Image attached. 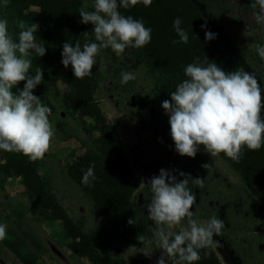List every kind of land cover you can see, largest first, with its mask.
Masks as SVG:
<instances>
[{
    "label": "trees",
    "instance_id": "1",
    "mask_svg": "<svg viewBox=\"0 0 264 264\" xmlns=\"http://www.w3.org/2000/svg\"><path fill=\"white\" fill-rule=\"evenodd\" d=\"M92 5L94 0H90ZM252 0H241L243 7H251ZM85 0H7L12 14V24L16 36L21 31L17 21L24 20L29 26L39 25L37 41L43 43L46 54L36 57L31 54L32 66L43 69V79L54 85L58 81L65 84L63 101L79 119L89 117L93 121V130L89 128V138L84 143V152L69 165V176L88 195L98 214L105 221L111 235L108 239L118 240L132 247L143 244L154 232V222L148 218L147 205L152 199L150 185L144 183L127 161L122 140L114 127L106 120L94 98L95 79L98 75L96 65L92 74L83 79L74 77L71 64L65 68L62 63V47L68 41L81 46L85 42H95L92 33L94 26L80 22L79 9ZM88 5V4H87ZM35 7L36 9H33ZM87 10L93 8L88 5ZM122 15L141 19L145 27L152 29L151 41L143 48H127L134 61L146 68L154 77L157 96L170 100L169 93L188 77L184 68L194 62L205 66L215 62L225 71H248L257 76L264 96V62L258 51H251L235 45L227 28L226 15L231 12L229 0H153L150 7L142 3L129 9L120 8ZM179 17L181 27L188 34V43H173L179 36L173 29V21ZM260 39L264 43V28L258 24ZM87 32V35L84 32ZM215 33V38L205 40V32ZM102 51L115 57L110 49ZM208 60H206V58ZM264 115V110H262ZM94 130L96 134H94ZM167 157L155 169L173 171L177 179H183L178 172L191 174L193 178L204 179V187L197 188L193 183L189 187L196 194L197 201L210 202L204 210L209 219L213 216L224 220L222 235L230 238L231 247L245 264H264V242L261 234L253 233L261 229L264 217V146L258 151L246 147L237 163L223 152L218 156L228 165L238 181L230 180L216 169L208 156L200 148L194 158L181 156L175 151L171 135L161 142ZM4 158L0 164L3 176H18L30 198L32 206L46 220H58L67 237L69 249L78 257H86L91 264H121L113 260L107 242L101 240L92 231H85L82 224L76 222L53 194L48 181L38 170V160L33 162L21 153L0 150ZM97 180L93 187L81 183L83 172L93 164ZM209 164L206 169L203 164ZM154 176V175H153ZM256 187V191L253 190ZM207 194H216L208 198ZM51 209V212L48 210ZM129 218L133 224L128 223ZM179 232V231H178ZM176 232V233H178ZM261 232V230H260ZM215 235V234H214ZM216 236V235H215ZM143 237V239H141ZM253 241L262 242L263 247L245 245ZM201 259L194 264H220L213 250L200 249ZM25 264H33L34 256L22 255Z\"/></svg>",
    "mask_w": 264,
    "mask_h": 264
},
{
    "label": "clouds",
    "instance_id": "2",
    "mask_svg": "<svg viewBox=\"0 0 264 264\" xmlns=\"http://www.w3.org/2000/svg\"><path fill=\"white\" fill-rule=\"evenodd\" d=\"M152 2L94 0L92 11L87 10V3L83 4L79 9L80 22L94 26L95 42H85L83 46L79 41L75 45L64 42L62 65L67 68L71 64L74 77L83 79L92 74L101 50L110 48L119 56L127 48L138 49L149 44L152 29L145 27L141 19L122 15L119 9L140 3L150 7ZM251 7L255 10L256 23L264 28V0H252ZM181 23L179 17L173 21V29L179 36L173 43L186 44L188 34ZM17 27L21 31L15 39L9 32L7 19H0V150L21 153L35 162L44 158L55 135L54 124L49 120L51 109L33 94L35 87L43 82V69L37 67L35 75L30 74L31 54L42 57L46 48L37 41L38 24L29 26L19 20ZM214 38L215 33L205 32V40ZM257 51L264 59V46L258 45ZM184 73L188 78L169 93L170 100L161 104L168 115L170 135L179 155L194 158L203 145L211 157L223 152L238 163L245 147L258 151L264 146V96L255 73L225 71L215 62L205 66L198 57L184 68ZM135 78L133 73L125 71L121 73L120 83L127 84ZM22 81L25 82L22 90L13 92ZM202 167L207 169L209 164ZM94 169L93 163L83 172V185L94 186L97 180ZM174 171L161 168L159 174L147 182L152 193L147 205L148 218L154 222V235L163 250L157 264H166V256L172 259V264H194L201 259L200 249L220 246L213 235H222L225 223L217 216L204 224L193 219L191 209L196 203V194L189 183L203 188L204 179L180 171L178 175L183 179L178 180ZM185 220L187 227L178 233L164 227L172 228ZM128 223L133 224L131 218ZM7 238V225L0 224V241ZM144 254L150 256L151 253Z\"/></svg>",
    "mask_w": 264,
    "mask_h": 264
},
{
    "label": "rangeland",
    "instance_id": "3",
    "mask_svg": "<svg viewBox=\"0 0 264 264\" xmlns=\"http://www.w3.org/2000/svg\"><path fill=\"white\" fill-rule=\"evenodd\" d=\"M85 2L93 8L90 0ZM231 12L226 15L227 28L236 46L257 51L260 30L255 20V10H247L241 0H229ZM36 9L35 7H32ZM94 10V9H93ZM0 19H7L9 32L15 39L12 14L5 3L0 0ZM264 62V59H262ZM98 75L95 79L94 98L106 120L114 127L122 140L127 161L139 174L142 186L153 175H157L158 166L167 157L161 142L170 135L168 115L161 107L163 99L157 96L154 77L142 65L137 64L131 54L125 50L122 55L112 57L101 50L97 57ZM131 72L135 79L121 84V73ZM30 74L35 75L32 66ZM25 82H20L12 91L22 90ZM66 89L63 82L52 85L43 79L35 87L33 94L40 97L42 104L51 109L49 120L54 124L55 135L51 147L42 160H38V170L44 177L67 213L85 231H92L99 239L107 242L115 262L121 264H157L162 255L158 238L151 236L140 246L132 247L118 240H111L105 221L98 214L91 198L69 176L68 167L78 155L84 152V143L89 138L88 130L93 128L89 117L79 119L67 108L62 92ZM94 134L96 131L94 130ZM208 156L216 169L230 180L237 182V177L220 156ZM4 158L0 156V164ZM253 190H257L255 186ZM193 219L199 224L208 221V213L198 206H192ZM0 224L7 225V239L0 241V264H25L21 256H34L33 264H91L86 257L76 256L68 247L71 241L66 236L58 220H46L35 209L25 192L18 176L0 174ZM167 231L178 232L187 227V221L172 228L164 226ZM221 264H235L220 245L210 246ZM144 253H151L146 256ZM166 264L172 259L165 257Z\"/></svg>",
    "mask_w": 264,
    "mask_h": 264
},
{
    "label": "flooded vegetation",
    "instance_id": "4",
    "mask_svg": "<svg viewBox=\"0 0 264 264\" xmlns=\"http://www.w3.org/2000/svg\"><path fill=\"white\" fill-rule=\"evenodd\" d=\"M207 196H209L208 198H212L213 196H216V194H207ZM197 204L201 208L202 211H203V209L206 206L211 205L210 202H204L203 200H200L199 202L197 201ZM204 217L209 220V217H207V215H205V213H204ZM261 221H262V224H261L262 227L260 229L261 232H260L259 229H256V230H254L253 233L258 234V235L261 234L262 235L263 242H264V217L261 218ZM227 237L228 238H223V237H220L219 238V237L213 235V239L216 240V241H219V244L227 251V255L233 260V262L235 264H245L244 263V260H242V257L238 254L239 252L236 253L233 250V248L231 247V244L232 243L230 242L231 241L230 239H232V241H234V239H233L234 238V235L233 234H230V238H229L228 235H227ZM245 245H248V246L249 245H253L254 247L256 246V247H261V248L263 247L262 242H256V241H253V242H251L249 244L246 243ZM216 256L218 257V255H216ZM220 264H221V262H220Z\"/></svg>",
    "mask_w": 264,
    "mask_h": 264
}]
</instances>
